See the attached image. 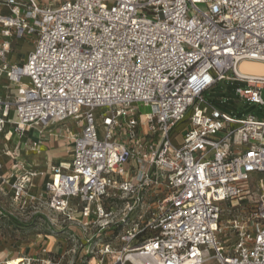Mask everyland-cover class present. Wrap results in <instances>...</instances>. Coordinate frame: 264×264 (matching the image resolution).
Instances as JSON below:
<instances>
[{
	"label": "built area",
	"instance_id": "2783aa9c",
	"mask_svg": "<svg viewBox=\"0 0 264 264\" xmlns=\"http://www.w3.org/2000/svg\"><path fill=\"white\" fill-rule=\"evenodd\" d=\"M242 61L264 64V0H0V137L79 129L34 194L44 173L23 167L13 201L67 223L84 264H264V122L202 96L234 81L264 105Z\"/></svg>",
	"mask_w": 264,
	"mask_h": 264
},
{
	"label": "rangeland",
	"instance_id": "374dc122",
	"mask_svg": "<svg viewBox=\"0 0 264 264\" xmlns=\"http://www.w3.org/2000/svg\"><path fill=\"white\" fill-rule=\"evenodd\" d=\"M11 49L12 52L8 58L13 63L22 64L27 54L33 49V45L27 41H17ZM227 75L232 77L231 73ZM22 82L28 83L26 79H22ZM237 87L244 88L245 86L234 81H220L203 93V100L207 105L234 119L253 116L256 121L264 122V105L239 98L235 94ZM260 97L264 100V88L260 92ZM139 111L146 113L149 109L140 107ZM99 116L100 112H96L95 117L99 118ZM181 128L182 126H179L178 129ZM42 130L46 139L43 144L42 141L29 137L25 140L22 139L23 141L16 139L0 143V176L2 177V180L0 179V248L11 252V255H6L8 259L18 256L32 258L35 260L33 264H44L40 260L46 261L47 259L50 261L49 264H84L85 257L83 254L71 255L68 253L65 255L71 249L68 238L72 234L67 223H62L48 215L51 221L43 210L37 211L33 205L27 203L24 205L25 207H21L22 202H14L12 199V184L20 174L24 173L23 167L26 168V164H29L28 160L37 159V155L40 161H44L43 157L46 151H51L49 155L51 160L63 158L67 160L70 134L79 131L77 126L70 122L61 125H48ZM97 131L100 134V130ZM34 136H37V132L34 133ZM55 150L57 151L54 152ZM11 158H18L21 163L16 174H12L10 171ZM258 179L264 181V176H258L256 180ZM254 188L255 186H253ZM29 193L34 194L35 192L30 189ZM43 241L46 243L42 245L41 242ZM41 248L46 249V255L40 254ZM61 256H64V259L60 262ZM204 264H218V262L215 259H207Z\"/></svg>",
	"mask_w": 264,
	"mask_h": 264
},
{
	"label": "crops",
	"instance_id": "0c3cea01",
	"mask_svg": "<svg viewBox=\"0 0 264 264\" xmlns=\"http://www.w3.org/2000/svg\"><path fill=\"white\" fill-rule=\"evenodd\" d=\"M34 133H35V131H33L31 129L27 134H25L22 137H12V138H10L9 136H1L0 137V143L6 142V141H9L10 142V141H14L16 139L17 140H22V139L25 140L27 137H29L30 139L42 141L41 142L42 144H43L44 141H46V139L44 138V136H45L44 134H41V135H38L37 134V136H34ZM56 151L57 150H55L54 152H56ZM50 154H51V151H46V154L43 157L44 158V161L43 160L40 161L38 159L39 156L36 155V158L37 159L28 160V163L29 164H26V165H30V166H32L34 168H37V169H39L40 171H42L44 173V175L42 177H40V178L38 177L37 179L34 180L35 187L34 188H31L33 190V192L39 191V189L41 188L42 184L49 179V176H48L49 168L53 164L55 165V164H58L60 162H64L66 160L65 158H63L61 160H51V158L49 156ZM10 164H11L10 171L12 172V174L18 173L19 166H21V163L19 162V159L18 158H11V163ZM1 171L4 172V170H2V169H1ZM44 243H46V241L41 242L42 245ZM48 244H49V242H48ZM6 255H11V252L4 251V250H2L0 248V264H4L6 262L4 260H8V258H6ZM12 255H14V254L12 253Z\"/></svg>",
	"mask_w": 264,
	"mask_h": 264
},
{
	"label": "bare ground",
	"instance_id": "6f19581e",
	"mask_svg": "<svg viewBox=\"0 0 264 264\" xmlns=\"http://www.w3.org/2000/svg\"><path fill=\"white\" fill-rule=\"evenodd\" d=\"M235 71L241 76L264 77V64L256 61H242ZM22 262H24L23 257L18 256L8 259L4 264H21Z\"/></svg>",
	"mask_w": 264,
	"mask_h": 264
}]
</instances>
